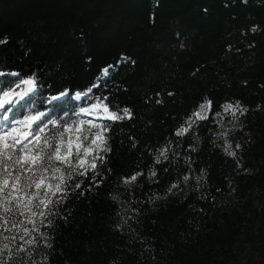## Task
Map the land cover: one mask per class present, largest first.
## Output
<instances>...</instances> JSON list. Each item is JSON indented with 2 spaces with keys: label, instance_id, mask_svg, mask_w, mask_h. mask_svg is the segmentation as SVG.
I'll return each mask as SVG.
<instances>
[{
  "label": "trees",
  "instance_id": "obj_1",
  "mask_svg": "<svg viewBox=\"0 0 264 264\" xmlns=\"http://www.w3.org/2000/svg\"><path fill=\"white\" fill-rule=\"evenodd\" d=\"M28 79L5 114L41 115L48 137L85 129L79 111L95 103L132 113L98 120L111 151L39 227L51 247L40 240L37 262L264 264V0H0V90ZM225 105L243 109L229 151ZM19 236H0L9 264L27 259Z\"/></svg>",
  "mask_w": 264,
  "mask_h": 264
},
{
  "label": "snow or ice",
  "instance_id": "obj_2",
  "mask_svg": "<svg viewBox=\"0 0 264 264\" xmlns=\"http://www.w3.org/2000/svg\"><path fill=\"white\" fill-rule=\"evenodd\" d=\"M104 74H108L107 69L104 70ZM22 83L34 86L35 82L33 79H28L23 80ZM17 88L20 90H0V112H11L12 108L19 103V100L13 97L23 99L28 92L32 91L31 87L21 89L20 83L17 84ZM81 95L77 93L75 98L79 100ZM9 105L11 107H8ZM208 107L210 102L200 105V111L194 112L193 116L197 119H206L207 116L202 113ZM97 108L103 110L104 116L101 118L106 120L120 121L132 118V113L127 107L122 110L118 108L112 110L105 104L93 106V109ZM225 108L231 111L232 105H226ZM81 111L87 112L86 109ZM0 119L5 122L0 123V236L4 232H12L13 229L17 234L23 231V236H19V239L28 247L18 246V251L27 256L22 264H46V256L41 262L35 259V256L40 255L38 251L40 240L45 241L44 247H51L47 243V234L39 233V227L51 225L52 221L48 218L57 215L54 207L66 202L69 190L81 189L83 181L75 180V177L87 178L88 172L91 171L93 173L91 180L95 181L100 175L97 161L102 165L106 161L104 154L111 151L106 135L110 125H99L88 121L89 129L81 126L75 129L66 128L58 135L48 137L44 126L40 124L33 126L34 122L41 119L40 117L33 115L13 120L8 115H4ZM192 122V118L189 117V127ZM18 125H26L28 130L21 132ZM189 127H181L176 134L184 135ZM91 129L97 130L91 131ZM67 132L79 134L75 135L74 139L65 140ZM30 144L33 146L29 147ZM229 154L235 155V153ZM159 155L164 156L165 153L161 151ZM156 162H160L159 158ZM141 174L137 172L131 177L124 178L123 183L132 184ZM150 175L155 176L156 173L153 171ZM184 179L187 180L188 177L185 176ZM70 181L75 182L70 184ZM171 187L175 188L177 185L173 184ZM83 194L81 191L80 195ZM17 216L23 219H17ZM25 225H32V227L28 228ZM33 232L39 233V239L35 236L25 239ZM4 239L15 241L17 235L5 236ZM6 251H11L8 243H4L0 248V264H9L12 259V257L3 258Z\"/></svg>",
  "mask_w": 264,
  "mask_h": 264
},
{
  "label": "rangeland",
  "instance_id": "obj_3",
  "mask_svg": "<svg viewBox=\"0 0 264 264\" xmlns=\"http://www.w3.org/2000/svg\"><path fill=\"white\" fill-rule=\"evenodd\" d=\"M25 87L30 88L31 85H25ZM19 90L20 89H17V91H19ZM99 104H101V103H95V104L90 105L86 108H83V109L87 110L86 113L82 112L81 110L79 111V114H80L79 116L81 117V120L83 122H85V125H86L85 129H89V125L87 123L88 121H92V123H94V124H99L98 120H106V119L101 118L104 116L102 109H99V108L93 109L94 105H99ZM204 104H208V103H204ZM225 106L223 107L222 112L218 118V121H219L218 141L222 147H224L225 149H227V151H229L231 147H228V146L229 145L233 146V142L236 140L237 130L239 129V126H240L238 121H237V116L243 111V109L241 107L232 106V110L229 111V110H226ZM8 107H10V105ZM208 108H205L202 115L207 114ZM198 111H200V107H199ZM0 114H1L0 118H2L4 115H6L5 112H1ZM37 117L41 118V115H38ZM21 119H23V118H21ZM39 121L34 122L33 126H36V124H38ZM0 123H5V122L2 119H0ZM17 127L21 130V132L28 130L26 125H18ZM96 130L97 129H91V131H96ZM78 134L79 133H71V134L65 136V140H67L69 138L74 139L75 135H78ZM14 135H15V133H14ZM29 139H31V137H29ZM33 143H35V142H33ZM32 146L33 145H31V144L29 145V147H32Z\"/></svg>",
  "mask_w": 264,
  "mask_h": 264
}]
</instances>
